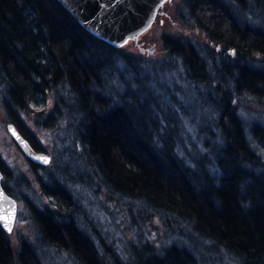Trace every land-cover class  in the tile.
<instances>
[{
    "label": "trees",
    "instance_id": "16d2710c",
    "mask_svg": "<svg viewBox=\"0 0 264 264\" xmlns=\"http://www.w3.org/2000/svg\"><path fill=\"white\" fill-rule=\"evenodd\" d=\"M178 2L204 46L164 33L151 58L97 39L57 0H0V109L50 153L47 166L28 160L48 203L29 200V179L0 156L1 184L40 246L74 264H264V123L239 114L264 117V0ZM178 93L193 101L175 106ZM84 191L118 202L131 224L157 217L162 238L132 226L125 239L107 209L91 216ZM18 239L0 225V264H44Z\"/></svg>",
    "mask_w": 264,
    "mask_h": 264
},
{
    "label": "rangeland",
    "instance_id": "374dc122",
    "mask_svg": "<svg viewBox=\"0 0 264 264\" xmlns=\"http://www.w3.org/2000/svg\"><path fill=\"white\" fill-rule=\"evenodd\" d=\"M178 0H170L163 4V7L159 9L157 16L155 17L153 25L143 32V34L139 37V40L137 41V44L131 42L130 44L125 47L129 51H135L139 52L142 55H148L149 57L153 58L154 56L160 57L162 55L163 51V43L161 42V36L164 33L170 34V35H177L181 36L185 39H189L190 41L200 42V46H204L203 36L199 32V30H196L194 28L184 27L179 20L176 18V9L175 7L178 5ZM163 9V10H162ZM176 61V60H175ZM173 61L170 65L173 68L172 76L173 81L179 83V87L183 88L184 82H182V77L184 78L186 75H184L180 70V65L178 62ZM174 67H176V70H179L178 73L175 71ZM182 82V84H181ZM170 86L173 88V86L170 84ZM176 97L179 98L178 103L175 106H178V104L181 102L182 105H185L187 107V103L190 102L192 99L191 97L187 98L182 96L181 94H176ZM181 98V100H180ZM193 101V100H192ZM205 98V105L208 106V101L206 102ZM184 103V104H183ZM35 109L41 108L38 106H34ZM177 108V107H176ZM257 109V112L255 114H252L254 112H240L239 114L244 117L247 122H262L264 123V117L258 115L259 109ZM260 122V123H261ZM6 121L4 114L2 110L0 109V156L2 159V162L4 161L5 165L7 167H17L19 172L23 173L25 177L29 179L30 188L25 192L26 194H29V200H31L32 197L38 196L40 199V204L44 205L43 203H48L46 198L42 196V194L39 191V186L37 182H35L34 176L32 175L30 169H29V162L26 159V157L23 155L21 150L18 149L15 142L10 138V135L6 128ZM29 123V122H28ZM30 125V123H29ZM30 127L33 128V131L36 132L37 129L33 127L31 124ZM190 134L192 135V139L194 140L195 131L194 128L189 129ZM39 136V137H38ZM39 138V143H41V146L43 148H50V145L48 142L50 141V137H44L41 133L37 135ZM45 153V151L43 152ZM47 155L50 156V153L46 151ZM85 192V191H84ZM83 198H87V201ZM81 202H83L84 206L89 208V211L92 215L96 214V211L101 212V206L104 210L107 209V211L110 214V217L117 222L116 228L120 229L119 232L122 236L129 239L130 236H132V233L130 232V229H132V226L135 227L136 232L141 235V238L144 240H148L149 242L153 241L154 239L162 238L165 226L163 225V222L160 221L157 217L151 216L148 213H140L138 215V212L135 214V223L131 224L129 222V217L127 218V211H125L124 207L121 206L118 202H110L106 201L104 199L103 193L99 191L96 195H90L89 193L85 192V195L80 198ZM102 203V204H101ZM18 205V212L16 214V221L13 226V231L10 233L12 234V239H14L15 244L18 242V238H25L27 241H29L35 249H37L38 254H40V260L43 259L44 264H74L73 259L69 256L63 254L61 252H58L54 250L53 248H47L40 246L38 242V238H36V232L35 227H33L31 222V217L29 216L28 209L23 201H17ZM116 205V206H115ZM114 208V209H112ZM94 210V211H93ZM106 216L108 217V213L106 212ZM96 217V216H94ZM109 226V225H108ZM118 234V233H116ZM116 245V243H114ZM157 245V244H156Z\"/></svg>",
    "mask_w": 264,
    "mask_h": 264
},
{
    "label": "water",
    "instance_id": "95a60500",
    "mask_svg": "<svg viewBox=\"0 0 264 264\" xmlns=\"http://www.w3.org/2000/svg\"><path fill=\"white\" fill-rule=\"evenodd\" d=\"M91 35L115 48H125L154 23L159 9L170 0H57ZM10 138L31 163L47 166L50 156L32 148L17 128L6 124ZM46 161V162H45ZM0 171V225L6 233L13 231L17 201L8 195L1 184Z\"/></svg>",
    "mask_w": 264,
    "mask_h": 264
},
{
    "label": "bare ground",
    "instance_id": "6f19581e",
    "mask_svg": "<svg viewBox=\"0 0 264 264\" xmlns=\"http://www.w3.org/2000/svg\"><path fill=\"white\" fill-rule=\"evenodd\" d=\"M3 186V185H2ZM4 189V188H3Z\"/></svg>",
    "mask_w": 264,
    "mask_h": 264
},
{
    "label": "snow or ice",
    "instance_id": "6c2138e0",
    "mask_svg": "<svg viewBox=\"0 0 264 264\" xmlns=\"http://www.w3.org/2000/svg\"><path fill=\"white\" fill-rule=\"evenodd\" d=\"M46 162V161H45Z\"/></svg>",
    "mask_w": 264,
    "mask_h": 264
}]
</instances>
